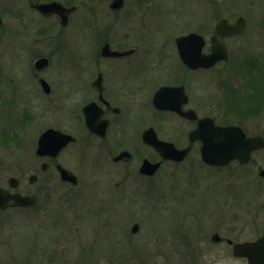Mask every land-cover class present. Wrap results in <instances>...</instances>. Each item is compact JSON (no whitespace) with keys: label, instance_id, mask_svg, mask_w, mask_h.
Listing matches in <instances>:
<instances>
[{"label":"flooded vegetation","instance_id":"1","mask_svg":"<svg viewBox=\"0 0 264 264\" xmlns=\"http://www.w3.org/2000/svg\"><path fill=\"white\" fill-rule=\"evenodd\" d=\"M48 3H57L56 10L43 12L39 5ZM136 13V0H0L1 31L12 35L16 22L22 26L18 32L22 38L39 42L40 36L52 29L45 42L53 46L55 53H37L40 49L32 43L31 50L38 55L28 68L22 69L16 57H23L17 55V50L25 49L24 40L17 46L15 62L11 64L6 63L0 48V132L9 131L6 120L24 132L27 121L46 120L35 134V153L41 160L40 173L53 171L62 183L75 190L74 212L68 215L59 210L50 225L57 233L65 231L68 243L80 240L78 252L82 258L75 264H142L137 254L157 253L158 248L146 241L152 231H160L148 227L149 216L159 210L154 199L149 198L150 184H159L168 174L173 181L168 183L164 195L163 210L170 221L167 231L187 232L191 208L194 212L198 208L199 212L191 214V224L197 218L208 225L217 213L221 214L220 207L224 205L221 215L228 223L223 231L218 230V225L208 229L198 225L194 233L200 238L210 237L205 249L218 254L212 256V264L221 260L230 264H264V146L254 150L245 162L234 158L223 165L211 164L202 157L203 141L191 135L200 122L212 119L218 126H240L247 136L264 141V58L251 62V69H231L238 56L234 54L236 49L226 43L229 38L244 35L248 28L246 17L240 14L218 18L209 36L195 31L182 34L202 35L204 54L213 51L212 38L216 36L229 53L228 59L217 61L210 68H191L182 62L176 41L175 53L172 49L170 54L136 60ZM240 17L245 18L246 28L222 36L218 29L220 20L236 23ZM77 27L88 31L84 33L85 50L81 55L65 42ZM92 27L103 30L97 42L93 41ZM122 29L126 31L120 33ZM86 48L92 52L89 61H83ZM60 51L66 54L60 55ZM42 58L47 63L38 67L37 61ZM174 58L179 59V64L170 68L169 61ZM61 60L69 66L76 60L83 62L82 74L51 79L47 69ZM228 66L230 69H225ZM162 88L168 89L158 93ZM44 97H52L46 106ZM42 109L50 111L49 116ZM42 125L48 127L42 129ZM49 129L69 136L70 140L57 153L47 146L40 148V137ZM149 130L168 144L172 156L143 141ZM26 145L25 142L23 151L28 150ZM73 148H79L76 154L87 163L86 158L92 157L89 163L98 164L99 174L106 164L121 179L106 178L91 183V188L89 184L80 185L69 157ZM151 164L158 166L152 168ZM63 169L72 173L71 177L64 178ZM27 170L26 164L21 171L25 174ZM183 170L192 179L198 171L197 179L186 177V181H178ZM39 176L38 172H31L29 184L24 177L11 175L3 181L0 177V187L10 194L36 197L31 205L10 204L0 207V211L36 207L41 187H34ZM13 177L16 181L11 182ZM139 181L143 188L137 185ZM80 187L86 192L79 191ZM124 254H134L127 258L134 262H125Z\"/></svg>","mask_w":264,"mask_h":264},{"label":"rangeland","instance_id":"2","mask_svg":"<svg viewBox=\"0 0 264 264\" xmlns=\"http://www.w3.org/2000/svg\"><path fill=\"white\" fill-rule=\"evenodd\" d=\"M103 12L102 9H100ZM136 47L139 52L136 60L148 59L150 57H156L158 54H170L172 49L174 51V39L182 34H186L191 31L205 33L209 36L213 24L218 18L228 17L232 18L235 15H244L248 22L247 31L241 37H238V41L227 39L228 46L231 45L236 49L234 51L235 60L231 69L248 70L251 69V62L263 61L264 58V0H136ZM10 21V20H8ZM17 26V27H16ZM12 35H7L5 31L2 32L0 38V48L6 63L15 62L14 57L17 46L20 45L21 40L25 41V49L18 47L17 55L22 54L23 57H16L18 65H21L22 69L28 68L31 64L33 57L38 54L31 50L32 43L36 45L40 51L37 53L55 55L53 46L45 41L49 38V33L52 31H45L39 38V42H29L25 38L21 37L22 26L14 22ZM93 41L97 42L103 34V30L92 27ZM123 30V29H122ZM120 31V30H119ZM126 31V29H125ZM120 31L121 32H125ZM22 36L24 30H22ZM88 32L82 27H77L74 30L73 35L66 36L65 42L69 44L71 49L78 55L85 50L84 46V33ZM5 35V36H4ZM32 39L33 36H30ZM209 40V37H207ZM88 42L87 40H85ZM173 45V48H172ZM11 48L13 51H10ZM85 59L83 61H89V55L92 54L89 48H86ZM175 53V51H174ZM1 54V56H2ZM66 54L60 51V55ZM27 56V57H24ZM91 57V56H90ZM173 57V56H172ZM79 58V57H78ZM179 60V59H178ZM177 58L170 59V68H176L178 66ZM253 62V63H254ZM83 62L76 60L72 66L61 61H54L50 68L47 69L48 76L52 79L59 77L61 79L69 77L70 75L82 74L84 68ZM87 63V62H86ZM139 64V63H138ZM236 64V66H234ZM141 65V63H140ZM95 68V67H93ZM222 69V66L221 68ZM225 69H230V66ZM34 95L36 93L33 90ZM52 101V97H44L42 102L46 106L48 102ZM44 114L48 115L50 111L42 109ZM49 116V115H48ZM1 122V121H0ZM6 122L9 131L6 134L0 132V177L3 180L11 175L18 177H24L26 184H29L28 177L31 172H38L40 174L39 180L35 183L34 188H40V199L36 207L21 211L19 209H8L0 211V264H75L80 261L81 254L78 252L79 241L76 243H68L69 241L61 234L53 229L50 225L54 219L53 214L61 211V213L70 215L74 212V201L77 197H74L75 190H71V187L62 183L59 175L53 171H43L40 173V158L35 153L38 127L42 123H46V120L40 121H27L25 126V132L21 130V127L17 124H10ZM9 122V123H8ZM23 124V123H22ZM43 126V125H42ZM48 127L45 125L42 129ZM41 129V130H42ZM28 132V134L26 133ZM35 135V136H34ZM33 136V139L31 140ZM27 143L28 150L23 151ZM24 144V145H22ZM32 146V147H31ZM79 148H73L69 153L70 162H73L72 166L78 172L80 177V185L82 183L89 184L96 181H103L106 178H113V181L121 179L117 176L106 164L102 173H98L100 170L98 164L93 165L91 162L92 157L86 158L88 163L76 154ZM67 160V159H66ZM28 170L25 174L21 171L23 168ZM70 165V164H68ZM39 170V171H38ZM95 170V171H93ZM93 171V172H92ZM191 175V174H190ZM185 170L178 177V181L196 180L198 171L195 173L196 177L192 179ZM109 180V179H108ZM133 181V179H130ZM173 181L170 175H164L162 181L152 182V190L150 188L149 198H153L155 201V207L157 209L148 218V227L152 230L146 241L150 245L156 246L157 253H145L137 254L139 261L142 264H212L213 257L218 256L213 251L209 252L205 249L210 245V237L200 238L195 233V229L198 225L204 229L212 228L218 225V230L223 231L228 221L223 217L222 211H225L224 205L220 207L221 214L217 213L214 216V221H209L206 224H201V221L197 218L191 224V217L197 215L196 212L190 209V226L188 231L171 232L169 230L170 221L168 215L165 213V188L168 183ZM155 183V184H154ZM162 184V185H161ZM137 185L144 187V184L139 181ZM87 186V185H86ZM88 187V188H89ZM81 192H86V188L78 189ZM163 199H162V198ZM161 199V200H160ZM256 201V200H255ZM148 202V201H147ZM145 202V203H147ZM164 214V215H163ZM145 222V221H144ZM188 224V225H189ZM213 230V229H212ZM217 230V229H216ZM173 232V233H172ZM67 233V232H66ZM172 233V237L171 236ZM170 234V235H169ZM146 235V234H145ZM169 235V236H166ZM206 236V235H205ZM73 234V238H74ZM140 237V236H139ZM139 237L136 238V242H139ZM147 244V243H146ZM161 249V252H158ZM225 254L221 253L220 256ZM111 256V255H109ZM129 256H135L134 254H124L125 262H134L127 259ZM137 261V258H136ZM219 263V262H218ZM217 263V264H218ZM219 264H230L228 260H221ZM231 264H242L240 262H234Z\"/></svg>","mask_w":264,"mask_h":264},{"label":"water","instance_id":"3","mask_svg":"<svg viewBox=\"0 0 264 264\" xmlns=\"http://www.w3.org/2000/svg\"><path fill=\"white\" fill-rule=\"evenodd\" d=\"M40 9L47 13L56 10L57 3L40 4ZM119 6V5H118ZM246 27V20L240 17L236 23L230 24L226 19L220 20L218 29L221 35L227 36L242 32ZM213 51L210 54H204L202 49L205 45V39L198 33H190L180 36L176 39L179 54L184 63L191 68L211 67L217 61L227 59L228 51L226 45L222 41H218L217 37L212 38ZM47 63L46 58L37 61L38 67H42ZM47 89V82L44 81ZM168 88H162L158 93H163ZM191 135L200 138L204 145L202 147V157L205 161L211 164H225L228 161L238 158L242 161H247L251 152L264 146V142L258 137H248L243 130L238 126L221 127L214 124L212 120L200 122L199 126ZM57 139L56 143L53 141ZM69 136L60 133L59 131L49 129L40 137V148L47 146L51 148L53 153L58 152L63 143L69 141ZM61 140V142L58 140ZM144 140L147 143L154 144L158 149L162 150L164 155L172 156L168 149V144L156 138L153 130H149L144 134ZM52 153V154H53ZM152 168L158 164H151ZM62 176L71 177L72 173L63 169ZM33 178V177H32ZM11 182L16 181V178H11ZM35 196H21L19 194H10L0 187V207L5 208L10 204L31 205L35 202ZM257 245V244H256Z\"/></svg>","mask_w":264,"mask_h":264}]
</instances>
